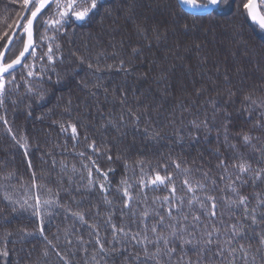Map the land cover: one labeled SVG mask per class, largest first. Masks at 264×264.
<instances>
[{"label":"trees","instance_id":"trees-1","mask_svg":"<svg viewBox=\"0 0 264 264\" xmlns=\"http://www.w3.org/2000/svg\"><path fill=\"white\" fill-rule=\"evenodd\" d=\"M244 2L227 0L211 12L193 14L178 0H100L89 18L72 17L59 31L38 18L34 55L23 63L33 64L37 74L28 77V69L21 66L12 72L14 80L4 77L0 251L7 255L0 256V264H156L130 237L117 234L114 241L108 218L140 236L147 224L150 240L156 212L165 216L166 225L175 223L167 217L168 204L162 199L170 189L136 186L153 169L164 175L162 165L173 174L176 195L184 197L182 212L188 220L182 223L195 232V240L193 245L173 243L176 251L170 259L162 256L161 264H229L227 253L223 260L216 255L217 244L201 248L195 241L205 225L211 230L215 224L221 230V246L227 247L223 241L230 238V226L237 220L245 235L232 246H251L248 264H264V249L257 251L264 223L251 225L244 206L230 203L238 199L232 187L247 197L249 210L264 200V181L233 167L241 160L252 168L264 167V30L247 17ZM21 5L22 0H0V52L24 13ZM54 10L50 4L41 15L47 13V20ZM24 41L22 27L5 62L19 54ZM49 46L53 61L46 55ZM72 124L77 127L75 138ZM245 134L251 143L243 141ZM222 161L227 170L218 167ZM103 172L108 173L106 180ZM237 175L241 180L232 185ZM6 177L15 186L36 185L53 206L40 216L18 212L2 186ZM184 179L194 187L203 183L195 192L201 201L215 197V218L210 220L207 209L196 202L189 208L193 194L182 186ZM121 180L131 185V207L124 206ZM262 211L264 206L257 209L258 219ZM193 214L201 223L192 220ZM158 231L167 235L170 229L159 226ZM154 250L149 244V253ZM235 264H245L239 251Z\"/></svg>","mask_w":264,"mask_h":264},{"label":"snow or ice","instance_id":"snow-or-ice-1","mask_svg":"<svg viewBox=\"0 0 264 264\" xmlns=\"http://www.w3.org/2000/svg\"><path fill=\"white\" fill-rule=\"evenodd\" d=\"M15 2V0H14ZM184 2H188V0H184ZM209 2L213 5H219L221 3H226L227 0H209ZM87 3V6H84V4ZM100 3V0H22V10L27 13L26 16L21 17L26 22L22 25L23 27V33L27 34V43L24 44L23 49L19 52V54L14 58L11 59L10 62L4 63L0 62V103H3V93L5 89V81L4 77L5 74H8L12 76V79H15V76L12 75V71L15 70V66L21 65V59L25 57V54L28 53L29 55H34V48L35 45L33 43V25L34 22L37 21L38 17L40 18V22L49 25L50 27H54L57 31H59L61 28H64V26L68 23L69 19L74 17L75 20L78 21H84L85 19L89 18L90 14L98 7ZM50 4L55 5V10L53 13V16L47 20L44 19V16L47 15V13L42 14V10L48 8ZM30 5V7H29ZM243 9L245 10V13L247 17H250L253 21L257 22L261 28H264V0H259V3H257V0H245V2L242 4ZM49 11H52V9H49ZM7 35V33H5ZM0 39H3V37H0ZM10 42V41H9ZM0 47H3V45H0ZM33 49L32 52L29 50ZM52 48L49 46L48 53H46L48 61H53V56L51 55ZM3 58V53L0 52V60ZM40 59H43V57H40ZM24 68H27V76L32 77L33 75L37 74L34 72V65L33 64H27L25 63L22 65ZM91 67V65H89ZM44 69H41V72H43ZM54 71V69H53ZM51 79V77H49ZM31 90V89H30ZM247 100L251 101V97H246ZM252 103H256L255 101H251ZM138 119V118H137ZM6 123V121H5ZM194 123V122H193ZM203 123H207L206 121ZM71 131L73 134V138L77 135V127L75 124L70 125ZM261 127H264V125H261ZM62 130H66L63 125H61ZM11 131V129H9ZM147 131V130H146ZM158 135V133H157ZM243 141L245 143H251V137L247 134L243 135L242 137ZM17 143H20L19 140H17ZM25 149V155H27V144L25 143L22 145ZM91 147L95 150V145H91ZM81 155H83L81 153ZM111 159V157H108ZM264 159V158H262ZM29 166L31 165V161L28 162ZM95 164V161L92 162ZM141 165V172H143V162H139ZM173 166L176 169H181V165L179 163L173 162ZM224 167L225 170L228 168V164L224 161L221 162L218 167ZM164 172V175L160 174V171L153 169V174L148 177V179H145L142 175L139 180L136 182V186L141 188L148 187L149 185L154 186L155 188H159L160 186H163L167 189H170V195L163 197V202L168 204V208L166 211V215L169 219L175 221V223L172 224H165V216L160 215L159 212H156L155 215L158 217L157 223H154L151 227V232L154 233V237L150 240L147 236V224H145V235L140 236V233H131V230L128 231L125 230L123 226L117 227L116 224L111 223V217L109 216L108 222L110 224V227L113 232V240H118L117 234H123L126 237H130L132 241H135L136 244H142L144 247V255L145 257L149 259H155L156 264H161V257L162 256H168L169 259L171 258V254L176 251L174 247L171 245L175 242H179L181 246L183 245H193V241L195 240V232L189 231V227L187 224L182 223V221H187L188 216L183 214L182 208L184 205V197L183 196H177V189L174 183L173 174L168 171L167 165L161 166ZM236 169H238V172L241 174L244 173H251L252 179H259L264 181V167L261 168H252L251 164L247 161L241 160L237 164L233 165ZM97 171H100L99 168H97ZM111 171V169H109ZM185 173H187L188 169H183ZM91 171H89V176H91ZM33 175H35L33 173ZM104 179H107L108 173L103 172L102 173ZM205 178H207V173L204 174ZM241 180L240 175L236 176V179L232 181V185H235L236 181ZM246 181H242L244 183ZM91 183V181H90ZM122 188V195L126 199L123 201L125 207H131L132 201L134 199L133 195L130 194L129 188L131 185L128 184L126 180H121ZM213 184H215V181H212ZM182 186H185L187 189V192L192 193V197L188 199L187 203L189 208L193 205L194 202L199 204V207L201 209H207L206 215L211 220L212 218H215L217 216V204L215 197L213 196H206L204 201H201L199 197L195 195V192L197 189H203L204 185L202 182H197L195 187L192 183L189 182L188 179H184L182 181ZM100 189L103 190L105 193H107L108 189L106 188L104 183H101L99 185ZM232 191L237 195L238 199L231 201L230 203L232 205H243L244 206V213L245 218L249 219L251 221V225H256L258 223H264V211H262L259 215V219L257 217V209L264 206V200H261L258 202L256 208H252L249 210L248 205L246 203L247 197L242 196L239 194L236 187H232ZM175 198V203L173 202L172 198ZM105 199L107 197L105 196ZM108 203H111V201H107ZM27 203V201H25ZM45 204H50L51 201H45ZM23 207V205H21ZM30 207H33L35 209V214L39 215V207H40V201L39 197H36V204L32 205ZM176 213L177 215H173V213ZM76 215H80L77 213ZM149 215V212L145 210L142 213V217L146 220ZM81 218H83L81 216ZM192 220L201 223L200 217L193 214ZM223 221H221V224ZM239 225V227H238ZM250 225V226H251ZM159 226H164L170 229V231L165 235L163 232L158 231ZM92 227L95 228L93 225ZM209 226H204V231L201 233V239L196 240L195 244L200 245L201 248H205L207 246H211L213 243L217 244V252L216 255L221 257V259H225V253H227L228 257H231V260H229V264H235V254L239 251L242 253V258L245 260V264H248L247 257L249 255L250 247H245L244 244H238L237 246L233 247V242L236 240V238L239 236L240 238H243L245 233L242 231L243 224L237 220V223H234L230 226V233L231 236L228 239H225L223 241V245H226L227 247L221 246L220 241V228H217L215 224H211V230H208ZM44 231L43 229V218H41V226H40V232L42 233ZM97 232V243L99 244V247L101 251L104 250V244L100 242L98 233L99 229H96ZM187 234V235H185ZM191 237V238H189ZM258 243L260 245V248L257 249V251H260L261 249H264V232H261V234L258 237ZM152 244L154 245L155 250L149 253L148 251V245ZM195 246V245H194ZM126 251V249H125ZM6 251H0V256H6ZM136 259L139 260V254H136ZM182 259V258H181ZM252 260L255 261V255L252 256ZM141 264H144V262H141ZM188 264H191V261H188ZM199 264V261L197 262Z\"/></svg>","mask_w":264,"mask_h":264},{"label":"rangeland","instance_id":"rangeland-1","mask_svg":"<svg viewBox=\"0 0 264 264\" xmlns=\"http://www.w3.org/2000/svg\"><path fill=\"white\" fill-rule=\"evenodd\" d=\"M5 84H6V81H5ZM0 104H3V103H0ZM2 186L7 190L9 195L12 196L13 200L15 201V207L18 212L35 214V209L30 206L36 204L37 196L39 197V201H40L39 215L36 214L37 216H40L44 209L52 207L54 204L53 200L51 198H48V196L42 193L41 191H39V189L34 184L32 185L24 184V185L15 186L13 183V179L11 177H6L5 180L2 179ZM25 201H27V203H25ZM45 201H51V203L45 204L44 203ZM21 205H23V207H21Z\"/></svg>","mask_w":264,"mask_h":264},{"label":"water","instance_id":"water-1","mask_svg":"<svg viewBox=\"0 0 264 264\" xmlns=\"http://www.w3.org/2000/svg\"><path fill=\"white\" fill-rule=\"evenodd\" d=\"M178 1H179L180 5H181L186 11H188V12H190V13H193V14H206V13H208V12L213 11L214 9H217V8L219 7V5H220V4H219L218 6H217V5H213V4H211L210 2L203 3V2H200V1H198V0H188V2H184V0H178ZM257 3H259V0H257ZM29 7H30V5H29ZM44 10H45V9H44ZM44 10H42V13L44 12ZM26 15H27V13L24 12V13L22 14L21 17L26 16ZM21 17H20L19 21L17 22L16 27H15V29L13 30V32H12L10 38L8 39V41H7V43H6L5 47H4V49L2 50L3 58H2V60H0V62H4L5 57H6L7 53L9 52V50H10V48H11L13 42L15 41V38H16L17 34L20 32V30H21V28H22V24H23V22H24L25 20L22 19ZM38 18H39V17H38ZM250 19H251V18H250ZM37 20H38V19H37ZM251 20H252V19H251ZM252 21H253V20H252ZM36 22H37V21H35V22H34V25H33V43H34V45H35V43H36V41H35V25H36ZM253 22H254L257 26H259V24H258L257 22H255V21H253ZM259 27H260V26H259ZM260 28H261V27H260ZM261 29L264 30V28H261ZM9 41H10V42H9ZM25 43H27V34H26V33H25V41H24V44H25ZM29 51L32 52L33 49H30ZM28 56H29V54L26 53V54H25V57L21 59V65H17V66H15V70L18 69L19 67H21V66L23 65L24 61L28 58ZM4 63H5V62H4ZM15 70H14V71H15ZM10 71L13 72V70H10ZM6 75H8V74H5V76H6Z\"/></svg>","mask_w":264,"mask_h":264},{"label":"bare ground","instance_id":"bare-ground-1","mask_svg":"<svg viewBox=\"0 0 264 264\" xmlns=\"http://www.w3.org/2000/svg\"><path fill=\"white\" fill-rule=\"evenodd\" d=\"M29 57V56H28ZM6 58V57H5ZM26 61V60H25ZM24 61V62H25ZM4 62H5V60H4ZM5 63H7V62H5ZM7 76V75H6ZM2 107H3V104H0V109H2Z\"/></svg>","mask_w":264,"mask_h":264}]
</instances>
